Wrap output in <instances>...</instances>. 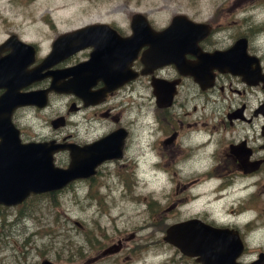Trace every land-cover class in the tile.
<instances>
[{"label": "flooded vegetation", "instance_id": "obj_1", "mask_svg": "<svg viewBox=\"0 0 264 264\" xmlns=\"http://www.w3.org/2000/svg\"><path fill=\"white\" fill-rule=\"evenodd\" d=\"M24 1L0 0V29H17V32L5 35L0 46L5 43H8V49L16 43L31 46L33 60L27 67L28 72L41 66L58 38L87 27L92 28L84 41L65 44H108L127 40L136 34L131 28L134 16L144 20L154 34L168 29L174 19L183 21L178 23L179 28H186L188 24L200 27L195 28L189 37L175 39L176 43L193 45L182 49V57H177L179 61L153 69L145 76L142 75L144 69L139 62L141 53L145 50L142 49L129 66L134 78L113 91L108 90L103 83L90 79L86 82L87 88L78 92L81 96L75 94V68L89 60L91 49L82 50L63 62L48 67L40 76L68 72L69 77L62 83L71 81L72 92L48 93L43 108L30 106L15 110L11 116V124L18 132L22 145L52 143L69 147L73 151L88 149L83 162L89 158L91 164L97 163L100 151L108 149L107 158L94 167L92 177L76 180L60 192L41 195L50 199L64 191L71 192L84 186L89 189L97 187L99 184L96 180H100L104 174L116 178L117 170L126 168L134 137L131 125L121 118V111L129 102L127 98L135 96L138 100H143L145 94L152 119L150 130L153 131V134H148L151 136L147 140L148 149L156 150L159 145L165 160L159 165L153 163L152 167H160L164 172L167 169L174 171L170 193H166L163 188L159 194V198L163 197L161 203H154L151 193L140 199V202L143 199L149 201L144 209L148 210L150 221L162 218L166 221L160 242L163 251L172 254L173 258H168L164 264H195L192 259L181 255V250L174 244L180 243V240L172 234V228L188 222H198L236 234L242 247V254L236 260L240 264L239 259L248 255L249 238L260 231L255 229L257 218H264L262 209L259 212L257 210L256 215H253L252 209H247L258 203L260 195L264 197V0H222L206 11H203L199 0H189V3L195 4L194 7L187 6L184 10L176 11L169 19L165 13L149 9L155 4L146 3L145 0H121L116 11L124 13V22H117L119 15L115 13V9L109 12L116 14L115 19H89L91 15L100 14L109 8L111 0H85L84 9L81 11L78 8V12H75V0H66L63 6L53 7L46 12L43 24L47 28H43L50 33L46 38L50 47L44 53L39 47L41 41L34 43L23 37V29L26 27L23 21L25 5L32 0H28L26 4ZM60 8L62 10L57 11ZM84 16L85 22L88 21L83 26L67 33L59 32V25L64 24L65 28L62 29H67L66 26L72 25L75 19ZM27 28L33 29L29 26ZM181 32L172 29L169 36L174 38ZM9 53L10 50L0 54V57L4 58ZM212 56L216 58L209 60ZM27 59L28 57L24 61ZM50 84V78H43L18 93L45 92ZM103 90L105 91L98 96ZM2 93L0 91V95ZM54 99H59L64 108L63 113L48 123L53 135L49 138L25 135L20 123L26 113L42 114ZM37 103L40 104L41 101ZM58 120H61L63 126L54 128V122ZM63 130L66 132H62ZM59 157L64 158L66 164L60 162L56 166L55 160ZM71 162L69 151L53 155V166L62 168L61 170L66 169ZM136 179L137 174L135 186L138 185ZM250 180H257L254 184L255 197L246 193ZM125 191L128 193L129 188L125 187ZM233 196L237 197L227 202L229 212L223 219L220 218V208L226 204L227 198ZM25 201L14 208L0 206V264H44L43 258L38 262L27 258V253L34 248L26 245V212L23 210ZM260 206L264 209V200ZM11 212L14 213L13 219H10ZM251 213L254 217L246 221ZM219 221H227L229 224ZM15 237H22V240L15 241L12 239ZM135 238L132 232L118 238L108 235L99 247H85L86 261L78 262L81 259L77 258L68 260L67 264H133L137 260L138 249L133 245ZM260 255L264 264V253L259 252L257 259ZM46 263L54 264L50 261Z\"/></svg>", "mask_w": 264, "mask_h": 264}, {"label": "rangeland", "instance_id": "obj_2", "mask_svg": "<svg viewBox=\"0 0 264 264\" xmlns=\"http://www.w3.org/2000/svg\"><path fill=\"white\" fill-rule=\"evenodd\" d=\"M111 1L109 8L100 14L91 15V20L109 21L115 19L117 14L119 15L117 22H124V13L116 11L121 0ZM199 1L204 8L203 11L210 10L216 2H222V0H214L215 2L211 0ZM27 2L28 0L24 1L25 4ZM65 2L66 0H40L39 2L33 0L25 5L23 21H25L26 27L23 29V37L34 43L41 41L39 47L42 53L49 51L50 47L46 42V38L50 36V33L43 28H47L43 24L46 12L53 7L63 6ZM145 2L155 4L149 9L154 8L156 13H165L167 19L176 11L184 10L187 6H195L194 3H189V0L187 2L185 0H145ZM85 5V0H75V12H78V8L82 11ZM114 9L116 14L109 13ZM130 9H132L131 6ZM61 10L60 8L57 11ZM85 19V16L81 19H75L72 25L66 26L67 29H62L65 28L64 24L59 25V32L67 33L77 29L87 23ZM154 22L158 24V21L155 20ZM27 26L33 29H29ZM15 32H17L15 27L0 29V41L5 35ZM126 100L129 102L123 106L121 118L131 125L134 137L126 168L117 170L116 178L104 174L100 180H96L99 185L94 188L89 189L84 186L71 192L64 191V193H60L61 195L50 199L40 196L31 197L25 201L23 207L26 209V216L24 217L26 219L24 224L27 227L26 245L34 248L27 253L29 261L38 262L40 258H43V263L50 261L54 264H67L68 260L78 258L81 259L78 262H83L86 261L84 250L87 245L97 248L103 240L107 239L108 235L118 238L130 232L135 234L136 238L133 245L138 248L136 252L137 260L133 264H164L168 258H173L172 254L163 251L160 242L166 221L163 218L150 221L148 210L144 209L145 204L149 201L143 199L140 202V199L151 193L154 203H161L163 197L159 198V194L163 188L166 193H170L174 171L167 169V172H164L160 167H156L155 172L152 171L153 163L159 165L165 160L163 158L164 153L159 145L156 150L148 149L147 140L151 138L148 134H153V131L150 130L152 119L149 105L145 101V94H143V100H138L135 96ZM63 108L62 102L59 99H54L44 113L37 115L30 112L26 113L24 120L20 123L22 132L30 137H51L53 134L48 123L58 114L63 113ZM62 132H66V130ZM82 132L83 129L80 130V133ZM148 151L155 156V159ZM143 157L145 158V164H143ZM60 162L66 164V160L59 157L55 160V165L59 166ZM136 174L137 186H135ZM250 181L251 184L246 193L255 197L256 187L254 184L257 180ZM125 187L129 188L128 193H126ZM236 197H229L225 200L226 204L219 211L220 218L223 219L224 215L229 212L227 202ZM263 200L264 197L260 195L258 203L252 204L247 209H252L253 215H256L257 210L259 212L262 209L264 212L262 206L259 207ZM13 214L11 212L10 219L14 218ZM253 215L251 213L250 217L247 216L246 221L251 220L254 217ZM219 223L229 224L227 221H219ZM255 229L260 231L256 232V236L249 238L250 249L247 252L248 255H245L241 260L239 259L240 264H250L251 261L257 259L259 252L264 253V218H257ZM12 239L19 241L22 240V237ZM83 257L84 259H82Z\"/></svg>", "mask_w": 264, "mask_h": 264}, {"label": "water", "instance_id": "obj_3", "mask_svg": "<svg viewBox=\"0 0 264 264\" xmlns=\"http://www.w3.org/2000/svg\"><path fill=\"white\" fill-rule=\"evenodd\" d=\"M180 22L183 21L174 19L168 29L154 34L144 20L134 16L131 28L136 34L127 40L108 44H65L70 41H84L92 27L74 31L58 38L50 47V53L41 66L30 72L27 71V67L33 60L31 46L20 43L11 45V49H8V43L0 46V54L10 50L8 56L0 57V91L3 92L0 95V206L14 208L31 196L60 192L76 180L92 177L94 167L108 156V149H102L101 155L98 156L99 163L91 164L89 158L83 162L88 149L73 151L69 147L52 143L27 145L20 143L18 132L11 124V116L15 110L30 106L43 108L48 93L72 92L71 81L62 83L69 77L68 72L43 76H40V73L82 50L91 49L89 60L75 68L73 74L75 94L80 97L78 92L87 88L86 82L90 79L103 83L108 90L113 91L134 78V75L130 74L129 66L142 49H145L139 58L144 69L142 75L179 61L177 57H182V49L191 48L193 45L176 43L175 39L189 37L195 28H200L190 24L186 28H179ZM172 29L182 32L173 38L169 36ZM26 57L28 59L24 61ZM215 58L212 56L208 59ZM43 78L51 79L47 91L18 93L19 90ZM104 91L98 93V96ZM38 101L41 103L38 104ZM62 126L61 120L54 122V128ZM62 151H69L72 159L64 170L53 166V155ZM172 234L180 240V243L174 244L181 250V255L192 259L195 264H237L236 260L242 254L237 235L230 231L215 229L198 222H188L172 228ZM262 259L261 255L258 256L253 264H262Z\"/></svg>", "mask_w": 264, "mask_h": 264}, {"label": "bare ground", "instance_id": "obj_4", "mask_svg": "<svg viewBox=\"0 0 264 264\" xmlns=\"http://www.w3.org/2000/svg\"><path fill=\"white\" fill-rule=\"evenodd\" d=\"M32 1H33V0H32ZM42 5H43V4H42ZM89 19H91V18H89ZM87 21H88V20H87ZM122 98H123V97H122ZM51 107H52V106H51ZM138 115H139V114H138ZM137 117H139V116H137ZM133 124H134V123H133ZM79 125H80V124H79ZM81 126H82V124H81ZM81 126H80V127H81ZM107 126H108V125H107ZM127 126H128V125H127ZM77 127H78V126H77ZM96 129H97V128H96ZM100 129H101V128H100ZM149 136H150V135H149ZM147 158H148V157H147ZM149 159H150V158H149ZM140 161H141V160H140ZM142 165H143V164H142ZM140 166H141V165H140ZM142 167H143V166H142ZM153 167H154V166H153ZM144 168H146V167H144ZM154 169H155V168H154ZM152 171H154L153 168H152ZM146 173H147V172H146ZM157 175H158V174H157Z\"/></svg>", "mask_w": 264, "mask_h": 264}, {"label": "trees", "instance_id": "obj_5", "mask_svg": "<svg viewBox=\"0 0 264 264\" xmlns=\"http://www.w3.org/2000/svg\"><path fill=\"white\" fill-rule=\"evenodd\" d=\"M23 210H24V211H26V209H25V208H24Z\"/></svg>", "mask_w": 264, "mask_h": 264}]
</instances>
